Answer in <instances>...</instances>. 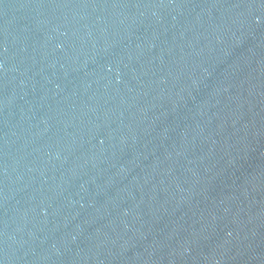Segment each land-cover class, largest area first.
Wrapping results in <instances>:
<instances>
[{
    "label": "water",
    "instance_id": "obj_1",
    "mask_svg": "<svg viewBox=\"0 0 264 264\" xmlns=\"http://www.w3.org/2000/svg\"><path fill=\"white\" fill-rule=\"evenodd\" d=\"M0 264H264V0H0Z\"/></svg>",
    "mask_w": 264,
    "mask_h": 264
}]
</instances>
